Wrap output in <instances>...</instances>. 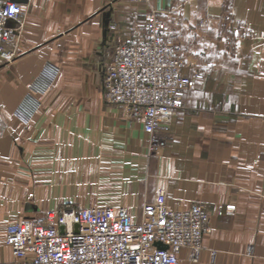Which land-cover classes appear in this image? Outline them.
<instances>
[{"label": "crops", "instance_id": "obj_1", "mask_svg": "<svg viewBox=\"0 0 264 264\" xmlns=\"http://www.w3.org/2000/svg\"><path fill=\"white\" fill-rule=\"evenodd\" d=\"M20 4L17 57L0 60L1 236L22 217L64 205L125 206L139 218L164 191L172 209L202 203L210 213L200 262L182 249L179 264H264V0ZM152 9L184 72L203 75L185 92L158 157L147 154L143 121H130L103 90L104 51L145 37ZM46 68L55 70L48 87L41 85ZM29 97L39 107H30L26 124L17 110ZM219 205L236 212L219 214ZM3 243L0 262H8Z\"/></svg>", "mask_w": 264, "mask_h": 264}, {"label": "built area", "instance_id": "obj_2", "mask_svg": "<svg viewBox=\"0 0 264 264\" xmlns=\"http://www.w3.org/2000/svg\"><path fill=\"white\" fill-rule=\"evenodd\" d=\"M25 14L20 3L0 0V60L6 63L17 57L13 45ZM144 29L145 37L122 38L104 51L103 90L106 101L120 105L130 121H143L147 154L157 156L172 137L170 124L184 107L185 92L203 75L191 77L184 72L178 47L167 38L165 20L157 11L146 15ZM49 69L41 75L44 87L55 77V70ZM35 90L32 86L31 91ZM25 104L17 115L27 124L30 107L37 109L39 104L31 97ZM225 212L234 214V208ZM209 221L205 205L172 209L163 191L142 205L139 218L125 206L67 205L44 217H22L8 225L4 242L11 259L0 264H179L182 249L188 250L191 263H199L203 237L211 231ZM158 242L167 248L157 247Z\"/></svg>", "mask_w": 264, "mask_h": 264}, {"label": "rangeland", "instance_id": "obj_3", "mask_svg": "<svg viewBox=\"0 0 264 264\" xmlns=\"http://www.w3.org/2000/svg\"><path fill=\"white\" fill-rule=\"evenodd\" d=\"M162 154H163V153H162ZM162 154H160V155H162ZM160 155H157V156H155V157H158V156H160ZM90 185H92V183H89V181H88L87 186L89 187ZM160 192H161V191H160ZM160 192H159V193H160ZM163 192H164V191H163ZM159 193L157 194V196L155 197V199L158 197ZM164 193H165V192H164ZM165 196H166V201H167V195H166V193H165ZM155 199H154V200H155ZM167 204H168V203H167ZM196 204H198V203H196ZM200 204H202V203H200ZM194 205H195V204H194ZM203 205H204V204H203ZM64 206H67V205H64ZM64 206H63V207H64ZM168 206H169V205H168ZM229 207L234 208V214H235V212H236L235 206H227V207L225 206V207H224V206H222V205H219V207H218L219 209H218V210L220 211V210L222 209V211H223L222 213H223V214H224V213L226 214L225 211H226L227 208H229ZM182 209H183V208H182ZM185 209H187V208H185ZM58 210H59V209H58ZM58 210H56V211H58ZM224 210H225V211H224ZM219 211H218V212H219ZM42 212H43V211H42ZM39 214H41V211L39 212ZM139 214H140V213H139ZM46 215H47V214H46ZM46 215H45V216H46ZM136 218H137V217H136ZM0 236H1V233H0ZM3 239H4V237L1 236V237H0V245H3V244H4V243H3ZM10 259H11V258H10Z\"/></svg>", "mask_w": 264, "mask_h": 264}, {"label": "water", "instance_id": "obj_4", "mask_svg": "<svg viewBox=\"0 0 264 264\" xmlns=\"http://www.w3.org/2000/svg\"><path fill=\"white\" fill-rule=\"evenodd\" d=\"M12 1H14V2H18V3H21V2H24V1H26V0H12ZM107 15H109V13H107ZM109 23H110V17H108V18L106 19V21H105L106 29H105L104 34H106L107 31H108ZM156 246L159 247V248H161V249H166V248H167V245L162 244V243H160V242L156 243Z\"/></svg>", "mask_w": 264, "mask_h": 264}]
</instances>
